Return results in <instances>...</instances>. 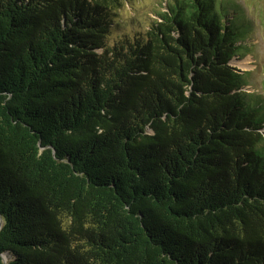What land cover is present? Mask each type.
I'll list each match as a JSON object with an SVG mask.
<instances>
[{
	"label": "trees",
	"instance_id": "16d2710c",
	"mask_svg": "<svg viewBox=\"0 0 264 264\" xmlns=\"http://www.w3.org/2000/svg\"><path fill=\"white\" fill-rule=\"evenodd\" d=\"M127 1L0 0V264H264L255 22L162 0L109 42Z\"/></svg>",
	"mask_w": 264,
	"mask_h": 264
},
{
	"label": "rangeland",
	"instance_id": "374dc122",
	"mask_svg": "<svg viewBox=\"0 0 264 264\" xmlns=\"http://www.w3.org/2000/svg\"><path fill=\"white\" fill-rule=\"evenodd\" d=\"M244 5L245 17H250L255 22L251 37L246 40L253 45L252 55H245L235 60L233 65L241 71L251 73L245 75L261 91L258 79L264 77V0H235ZM162 0H128L121 10L114 16V25L108 39L113 42L123 35L136 36L143 33L149 19L156 18L155 14L160 9ZM242 12V11H241ZM251 32V31H250ZM249 89V87L245 88Z\"/></svg>",
	"mask_w": 264,
	"mask_h": 264
}]
</instances>
